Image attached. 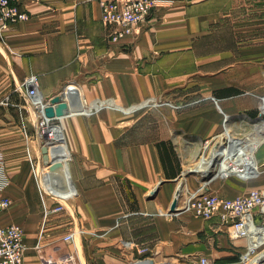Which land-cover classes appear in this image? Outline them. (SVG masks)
<instances>
[{"label":"crops","instance_id":"1","mask_svg":"<svg viewBox=\"0 0 264 264\" xmlns=\"http://www.w3.org/2000/svg\"><path fill=\"white\" fill-rule=\"evenodd\" d=\"M160 1L137 35L116 42L100 21L99 6L80 0L28 3L26 21L0 29V197L11 202L0 227H22V264L61 254H71L73 264H200V258L240 264L246 241L230 240L217 218L167 211L185 158L180 137L200 143L224 132L227 119L258 116L264 0ZM29 77L42 103L74 85L77 102L90 109L54 121L63 131L76 194L63 206L71 209L63 223L50 217L43 232L41 204L44 210L56 202L41 197L27 159L31 142V154L42 159L35 136L40 114L21 86ZM150 98L163 104L125 112ZM160 142H169L171 163H162ZM237 184L214 186L210 194L234 199L247 193ZM69 234L72 240L64 242Z\"/></svg>","mask_w":264,"mask_h":264},{"label":"built area","instance_id":"2","mask_svg":"<svg viewBox=\"0 0 264 264\" xmlns=\"http://www.w3.org/2000/svg\"><path fill=\"white\" fill-rule=\"evenodd\" d=\"M38 0H0V29L4 30L14 24L26 21L29 16L25 9L28 3H36ZM83 3H96L100 8V21L102 25L109 31L111 41H118L123 37L134 36L138 34L141 26L146 22L154 9L160 6V0H80ZM26 89V98L30 101V105L39 112L40 117L36 122L35 133L37 139L43 141L44 136L49 140L50 147H53L51 132L45 133L43 128L45 124L50 125L53 122H46V118L42 115L40 107L43 106L42 101L37 99V81L35 77L27 78L22 85ZM74 85L65 86V91ZM64 91V92H65ZM62 93L58 94L61 95ZM67 99V98H66ZM68 101V100H65ZM69 102V101H68ZM163 104L161 99H147L139 108L144 107H159ZM258 117L264 123V96L260 98L258 107ZM45 140V141H46ZM51 140V141H50ZM225 139H220L222 142V150L225 149L228 143H224ZM227 141V140H226ZM209 141L204 143L203 148H206ZM59 144L65 145V142L59 141ZM42 145V144H41ZM209 155V154H208ZM207 155V156H208ZM47 156L49 154L47 153ZM203 156V155H202ZM202 157V158H207ZM201 158V159H202ZM67 160V159H65ZM222 160L218 159L220 162ZM61 163V162H60ZM42 166V165H41ZM238 169V167L236 166ZM215 168L214 176L194 190L189 192L184 198L181 208L183 212L192 213L193 216L202 220H211L217 218L221 224L227 227L228 238L232 241L242 239L246 241L244 252L238 257L240 264H252L261 253L264 252V234L260 232L264 230V192L259 190H250L245 195H241L234 199L222 198L217 195L210 194L206 191V185L213 180H224L235 175H225L217 177ZM42 174L45 173L44 168H41ZM39 175L35 174L38 188L41 197H49L57 203V205L49 209L44 207L43 220L44 224L48 216L52 213H59L63 209V203L69 201L75 196L73 194H61V189L52 183L46 184V181H41ZM63 177L68 171H63ZM0 166V179L3 178ZM238 178V177H237ZM240 178V177H239ZM242 178V177H241ZM51 180H56L54 176ZM241 180V179H240ZM3 180L0 182V189L3 185ZM63 187L67 190L66 183ZM11 206V202L6 197H0V214L5 212ZM23 229L16 224H10L0 227V264H22L25 246L23 243ZM41 239V237H40ZM64 242L72 240V235L69 234L63 238ZM71 254H61L55 260L45 259L43 264H73ZM144 261H138L134 264H143ZM200 264H208L206 259L201 258Z\"/></svg>","mask_w":264,"mask_h":264},{"label":"bare ground","instance_id":"3","mask_svg":"<svg viewBox=\"0 0 264 264\" xmlns=\"http://www.w3.org/2000/svg\"><path fill=\"white\" fill-rule=\"evenodd\" d=\"M66 92H67V97H65V95L63 94L61 97H59V99L62 98L61 100L63 102H65V100L69 101V105H68V110H69V108L71 106L70 102L75 101V103H76L77 99H78L77 96L80 97V94H79V91H77L76 88H74V87L68 88L66 90ZM43 105H44V103H43ZM82 106L83 105L80 106L82 109V111L80 113L83 112V113L89 114L88 112L90 111V109L87 110V109L83 108ZM46 107H47V104L45 106L40 107V109L42 110V115L44 117H45L44 109ZM134 109L135 108L132 107L128 110H125V112L132 111ZM80 113H70L69 112L67 115L80 114ZM45 118L47 119L46 122H50V119H54L56 117H54V118L45 117ZM57 119H59V118H57ZM44 126H45V128H43V130L45 131V133L50 131L51 134L54 136L51 139L52 144H54V146L49 149V147H50L49 143L50 142H49V140L45 139L46 138L45 136H44L43 141L40 140L43 148H46V150H47L46 153L49 154V156H47L48 162L46 164H44L43 160H42V163L45 166V168H44L45 173L42 175L41 181L45 180L47 185L52 183L56 187H59L61 189V194L62 193L68 194V195L73 194L74 189H73L71 182H70V179H69V177H67V175H65L61 180H57V179L51 180V178L53 177L50 174L51 166L58 164V165H60L61 170L67 171L66 164H67L69 157H68V154L65 150V145L58 143L59 140L62 141V134H61L60 128L57 126H50V129H49L48 124H45ZM253 129H252L253 131H251L249 133L239 134L238 137L232 138L231 140H229V142H228L229 144L223 150L221 149L222 143H220L219 146L218 145L214 146L213 147L214 149L212 148L210 150L209 156L207 158H204L203 160H201L200 166H197V165L194 166V167H196L195 170H199V171L194 172V173L199 174L201 177V175H203L204 173H207L209 171H213L215 168H217L215 170L217 172L215 176H217V177H224L225 175L228 174V175L239 176L240 178L242 177V179L256 178L258 176L257 175L258 171H257V166H256V160L253 158L254 157L253 154L255 153V151L257 149L256 146L261 144V142H263V140H264V136L261 137L258 135V134L264 133V125L254 126ZM258 137H260V138H258ZM220 156L222 157V160L220 162H216V160H218L220 158ZM65 159H67V160H65ZM236 166L238 167V169L236 168ZM206 168H208V169H206ZM64 182L66 183L67 190L63 187ZM207 192L209 193V191H207ZM245 194H243V195H245ZM227 199H229V198H227ZM52 208H54V207H52ZM171 214H174V213H171ZM260 232H262L264 234L263 229H261ZM252 264H264V252H262L261 256L260 257L258 256Z\"/></svg>","mask_w":264,"mask_h":264},{"label":"rangeland","instance_id":"4","mask_svg":"<svg viewBox=\"0 0 264 264\" xmlns=\"http://www.w3.org/2000/svg\"><path fill=\"white\" fill-rule=\"evenodd\" d=\"M70 87L76 88L75 86H70ZM64 89L61 91V93H62L61 95H56V96H58V98L61 97L63 94L65 95V97H67V92ZM76 90H77V88H76ZM262 96H264V93H263ZM261 97H259V98H261ZM45 105L46 104H44L43 106H45ZM259 105H260V100H259ZM144 109H145V107L144 108H137L136 110H132L133 111L132 114H136V113H139L141 111H144ZM93 110H94V108L92 109V111ZM146 110H148V109H146ZM41 112H42V110H41ZM57 120H58L57 118L50 119V122H53L52 125H50V126L59 127L58 122H54V121H57ZM234 120H237V119H234ZM231 121H232L231 119H227V121L225 123V128L226 129H225L224 132H222L220 135H218L217 137H215V138H213L211 140H207L209 142H208V145H207L206 148H203L204 143L206 141H201L199 143V140H193V139H190V138L185 137V136L180 137L179 140L182 143L181 144V148L185 150V158L183 159V168H182L181 178H180L179 184H178L177 189H176V191H177V198H176L177 200L176 201H177V206L178 207L174 210V212H171L170 209H168V211H167L168 214L174 213V214H171V215L172 216H177V215H181V214L184 213L186 215H189V216H192V217L196 218L195 216H193L192 213L183 212L182 208H181L182 202H183L184 198L186 197V195L189 192H193L194 190H196L199 187V185L202 184V182L200 181V179H201L200 175L194 173V172H197L199 170H195L196 167H194V166L195 165L200 166L201 160L204 159L202 157L203 156L206 157L209 154L210 150L214 146H216V145L219 146V144L222 143L220 141V139H225L223 142L226 144L232 138L238 137L239 134H244V133L246 134V133H249V132L253 131L254 130L253 129L254 126L264 125V123H262V122H260V123L253 122V123H251V122H246L243 119H241V121H239V122H231ZM59 128L62 131V128L61 127H59ZM62 135H63V131H62ZM258 135L262 137V136H264V133H261V134H258ZM35 136H36V133H35ZM63 137H62V141H63ZM258 138H260V137H258ZM38 141H40V140L38 139ZM59 141H58V143H59ZM41 148H43L42 145H41ZM256 148L257 149H256L255 153L253 154V156H254L253 158L256 160V166H257V171H258V174H257L258 176L256 178L250 179L248 181L239 180V179H236L234 177H231L229 179H224V180H220V179L213 180V181L209 182L208 184H206V183L204 184V185H206V191H209V193L215 194L214 192H217V191L213 190L214 186H217V185H221L222 186L223 183H225V182L235 181V182L239 183L237 185H243V186H241V188H242L241 190H244V192L245 191L248 192L250 190H259V191H263L264 192V140H263V142H261V144L257 145ZM32 151H34V146H33V143L31 142V144H29V147L27 148V153H28L27 159L29 161L32 173L34 174V176H35V174L38 176L39 175V171H41V168L42 167L45 168V166L43 164H41L42 159L40 160V163H39V161L36 159V157H34L33 154H31ZM220 158H222V157L220 156ZM216 162H219V161L216 160ZM206 169H208V168H206ZM41 173H42V171H41ZM40 176H41V174H40ZM40 176H39V179H40ZM244 186L248 187V189L245 190ZM218 188H219V191H221L220 187H218ZM241 195H243V194L242 193L236 194V197H239ZM64 204L65 203H63V206H64ZM56 205H57V203H56ZM50 209H52V208H50ZM69 210H71V209H69L68 206H66L65 208L62 209L61 212L52 213V216H50L51 215L50 214L48 216V218L51 217V219L54 220L55 224H61V223H63V219L65 217L69 216V212H70ZM43 212H44L43 204H41L40 213H42V220H43ZM48 218H47V220H48ZM47 220L45 221V224H46ZM43 222H44V220H43ZM37 223H38V221H37ZM45 224L44 223L42 224V232H43ZM63 231L64 230H63V227H62L58 231V233L56 231V235H59V234L61 235L63 233ZM42 232H40L39 240H41L40 237L41 238L43 237V233ZM23 233H24V231H23ZM55 237H57V236H55ZM139 261H144L143 264H146L148 260H143L142 259V260H139Z\"/></svg>","mask_w":264,"mask_h":264},{"label":"water","instance_id":"5","mask_svg":"<svg viewBox=\"0 0 264 264\" xmlns=\"http://www.w3.org/2000/svg\"><path fill=\"white\" fill-rule=\"evenodd\" d=\"M70 104H71V106L68 110V105L66 104V102H63L61 99L58 98V96H54L51 98L49 105H47V107L44 109V115L47 118H54V117L61 118V117L66 116L69 112L70 113H80L82 111L78 102L75 103V101H74V102H70ZM259 121H261V118L257 117L256 119L252 120L251 122H259ZM46 152H47L46 148L41 149L42 160H43L44 164H46L48 162V160H47L48 157H47ZM50 174L52 176H54V178L57 180H61L63 178V173H62L61 167L58 164L51 166ZM213 176H214V172L209 171V172L201 175L200 181L201 182L208 181ZM157 191H158V189H154L149 194V198H153L156 195ZM176 198H177V191L175 192L172 204L169 208L171 212H174V210L177 207V201H176L177 199ZM146 264H152V262L147 261Z\"/></svg>","mask_w":264,"mask_h":264},{"label":"trees","instance_id":"6","mask_svg":"<svg viewBox=\"0 0 264 264\" xmlns=\"http://www.w3.org/2000/svg\"><path fill=\"white\" fill-rule=\"evenodd\" d=\"M168 143L169 142H160L156 145L157 149H158V152H160V158H161V161L162 163L166 160L168 161L169 163H171V158H172V155L171 153L169 152V149L167 148L168 146ZM161 149V150H160ZM161 151L163 153V155L161 154ZM174 173V172H172Z\"/></svg>","mask_w":264,"mask_h":264}]
</instances>
